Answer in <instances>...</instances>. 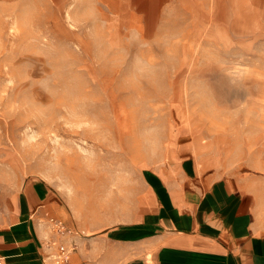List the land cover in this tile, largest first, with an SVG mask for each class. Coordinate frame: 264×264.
Returning <instances> with one entry per match:
<instances>
[{"label": "rangeland", "instance_id": "1", "mask_svg": "<svg viewBox=\"0 0 264 264\" xmlns=\"http://www.w3.org/2000/svg\"><path fill=\"white\" fill-rule=\"evenodd\" d=\"M186 158L264 216V0H0V229L43 181L48 264L90 261Z\"/></svg>", "mask_w": 264, "mask_h": 264}, {"label": "crops", "instance_id": "2", "mask_svg": "<svg viewBox=\"0 0 264 264\" xmlns=\"http://www.w3.org/2000/svg\"><path fill=\"white\" fill-rule=\"evenodd\" d=\"M155 174L141 219L92 233L91 260L76 264H264V216L252 194L201 176L189 158ZM58 209L43 181L27 184L14 221L0 229V264H48L40 222Z\"/></svg>", "mask_w": 264, "mask_h": 264}, {"label": "built area", "instance_id": "3", "mask_svg": "<svg viewBox=\"0 0 264 264\" xmlns=\"http://www.w3.org/2000/svg\"><path fill=\"white\" fill-rule=\"evenodd\" d=\"M57 228L59 231L61 232H67L66 229H64L63 227H61L60 225L56 224ZM62 264H70L69 263V257L65 256L63 259H62Z\"/></svg>", "mask_w": 264, "mask_h": 264}]
</instances>
